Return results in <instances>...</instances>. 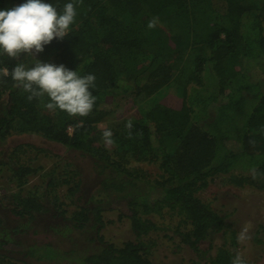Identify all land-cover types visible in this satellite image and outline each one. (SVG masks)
Masks as SVG:
<instances>
[{"label": "trees", "instance_id": "obj_1", "mask_svg": "<svg viewBox=\"0 0 264 264\" xmlns=\"http://www.w3.org/2000/svg\"><path fill=\"white\" fill-rule=\"evenodd\" d=\"M24 2L0 0V10ZM45 2L62 9L73 0ZM153 18L157 24L149 28ZM36 59L94 74V108L86 117L50 112L0 74V145L16 134L40 135L93 157L101 179L88 192L81 169L58 153L27 142L0 149V177L6 170L10 186L0 202L19 219L11 226L0 216V264H38L8 251L15 233L41 215L50 213L56 233L99 232L109 210L129 222L133 237L119 246L104 243L83 264H164L152 254L167 227L203 264H231L237 231L228 214L197 193L215 182L264 189V0H82L69 34ZM17 62L0 55V73ZM122 97L140 103L138 115L112 121L110 148L99 124ZM41 154L56 160L52 167L37 162ZM136 163L155 165L159 173ZM37 177L41 183L33 184ZM165 214L176 222L155 220ZM217 238L221 244L211 255ZM27 252L40 259L56 253L36 244Z\"/></svg>", "mask_w": 264, "mask_h": 264}, {"label": "rangeland", "instance_id": "obj_2", "mask_svg": "<svg viewBox=\"0 0 264 264\" xmlns=\"http://www.w3.org/2000/svg\"><path fill=\"white\" fill-rule=\"evenodd\" d=\"M168 91L175 94L171 86ZM134 97L121 98L120 104L114 112L99 125L102 129H110L112 121L124 117L137 116L138 106ZM72 132V126L68 127ZM27 142L38 147L46 148L54 153L72 161L81 169L83 178V188L88 192H95L98 189L101 177L96 172V160L83 153L80 150L67 148L66 146L50 141L36 134H16L8 138L0 149H7L9 146ZM114 147V144L109 146ZM56 160L43 154L39 155L37 162L44 167L50 168ZM136 166H142L152 175L159 173L157 167L150 163H136ZM155 173V174H154ZM8 172L5 170L0 177V195L4 193V187L10 189L7 179ZM33 184L41 183L42 178H33ZM62 193V191H60ZM198 196L221 214H228V220L233 223L237 231V237L240 230L247 226L251 239L238 241V253L243 256L248 264H264V189L244 185L237 186L233 184L211 183L198 191ZM0 216L7 218L11 226L19 223V219L10 211L7 202H0ZM106 224L99 232L90 228L75 229L66 234L56 233L49 229V224L53 221L50 213L41 215L25 232L15 233L16 243L8 251L9 256L17 259H24L26 262L38 264H83L88 254L100 250L104 243L121 245L127 239L132 238L129 222L126 219L119 220L118 212L115 210L106 211L103 215ZM160 223L173 225L176 222L175 217L164 215L163 217L154 216ZM59 219V218H57ZM60 220V219H59ZM99 234V235H98ZM156 236V235H155ZM101 237V238H100ZM260 239V242L255 239ZM158 243L153 248L152 258L155 261L164 264H203V259L186 244L182 243L173 228L162 229L157 236ZM222 239L217 238L214 241L213 249L210 251L214 255ZM49 246L56 253L44 255L42 259L38 256H31L27 249L30 245ZM46 250V249H45ZM1 264H9L4 262Z\"/></svg>", "mask_w": 264, "mask_h": 264}, {"label": "clouds", "instance_id": "obj_3", "mask_svg": "<svg viewBox=\"0 0 264 264\" xmlns=\"http://www.w3.org/2000/svg\"><path fill=\"white\" fill-rule=\"evenodd\" d=\"M80 3L82 0H73L58 9L45 0H25L10 9L0 10V55L18 61L10 72L4 70L0 74L10 76L13 86L27 93L29 102L38 100L48 111L59 110L69 117H86L92 112L97 99L90 91L95 88V75H80L77 70H70L63 64L41 62L36 56L53 39L63 40L69 34ZM156 24L157 20L153 18L148 27H155ZM22 55L31 57V63L19 62ZM125 128L131 138V119L126 121ZM102 140L105 145L114 144L111 129L103 131ZM252 173L255 178L254 169ZM237 239L241 242L251 239L247 226L240 230ZM231 264L247 262L237 253L232 257Z\"/></svg>", "mask_w": 264, "mask_h": 264}]
</instances>
